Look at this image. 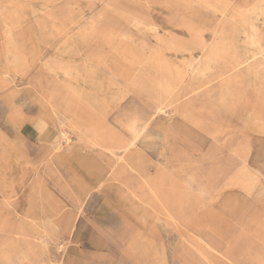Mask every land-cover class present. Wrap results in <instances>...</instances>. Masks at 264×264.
<instances>
[{
    "label": "rangeland",
    "instance_id": "rangeland-1",
    "mask_svg": "<svg viewBox=\"0 0 264 264\" xmlns=\"http://www.w3.org/2000/svg\"><path fill=\"white\" fill-rule=\"evenodd\" d=\"M0 264H264V0H0Z\"/></svg>",
    "mask_w": 264,
    "mask_h": 264
},
{
    "label": "bare ground",
    "instance_id": "bare-ground-1",
    "mask_svg": "<svg viewBox=\"0 0 264 264\" xmlns=\"http://www.w3.org/2000/svg\"><path fill=\"white\" fill-rule=\"evenodd\" d=\"M147 4H148V2H146ZM186 15V14H185ZM118 18H120L119 16H117ZM192 17V16H191ZM134 18V17H133ZM134 20V19H133ZM134 28V27H133ZM135 29V28H134ZM163 42V41H162ZM159 43V42H158ZM198 48H201V47H198ZM163 49H164V47H163ZM165 49H167V48H165ZM164 59V58H163ZM162 60V59H161ZM163 62V61H162ZM156 70H157V68H156ZM155 70V71H156ZM165 69H163V71H164ZM232 70V69H231ZM158 72H160V70L158 71ZM164 73V72H163ZM166 74V73H165ZM158 75H159V73H158ZM157 76V75H156ZM157 78H158V76H157ZM161 79V78H160ZM163 80V79H162ZM164 81V80H163ZM163 83V82H162ZM153 84H154V82H153ZM152 84V85H153ZM166 84V83H165ZM157 86H160V85H162L161 84V82H159L158 81V83L156 84ZM155 85V86H156ZM167 85V84H166ZM164 86V85H163ZM162 86V87H163ZM161 88V87H160ZM91 128H92V130L93 131H112L111 129H108L107 127H105L104 125H102L100 122H98V121H93L92 120V122H90V121H88L87 120V122H86ZM114 137V136H113ZM111 135H109V137L108 138H106V139H104V141L106 142V144H107V148H108V150H114L117 146L115 145L116 143H115V141H114V139H112L113 138ZM148 182H149V180H148ZM185 183V182H184ZM153 184V183H152ZM183 185V184H182ZM185 185V184H184ZM187 186V185H186ZM147 187V186H146ZM148 187L150 188V190H153V186H151L150 184H148ZM191 188V187H190ZM181 189V188H180ZM185 190V189H184ZM194 190V189H193ZM186 191H187V189H186ZM151 192V191H150ZM153 192V191H152ZM184 193H186V192H184ZM153 194V193H152ZM155 194V193H154ZM144 195V194H143ZM181 196V195H180ZM185 197V196H184ZM183 197V198H184ZM182 198V197H181ZM180 198V199H181ZM145 201V200H144ZM179 207V206H178ZM168 210H169V212H170V214H171V216H172V218H174V213H175V211H174V213H173V208H171V207H168ZM202 258V257H201ZM199 259V258H198ZM205 261V260H204Z\"/></svg>",
    "mask_w": 264,
    "mask_h": 264
}]
</instances>
